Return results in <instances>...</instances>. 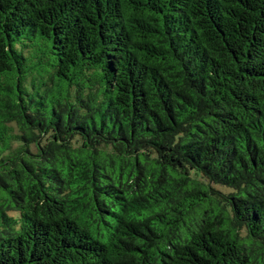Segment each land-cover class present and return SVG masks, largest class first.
<instances>
[{
    "label": "trees",
    "instance_id": "16d2710c",
    "mask_svg": "<svg viewBox=\"0 0 264 264\" xmlns=\"http://www.w3.org/2000/svg\"><path fill=\"white\" fill-rule=\"evenodd\" d=\"M0 264H264V0H0Z\"/></svg>",
    "mask_w": 264,
    "mask_h": 264
}]
</instances>
